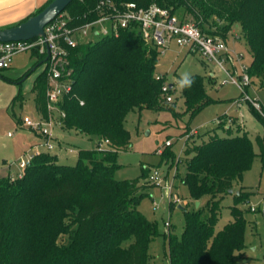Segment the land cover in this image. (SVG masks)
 <instances>
[{
    "label": "trees",
    "instance_id": "1",
    "mask_svg": "<svg viewBox=\"0 0 264 264\" xmlns=\"http://www.w3.org/2000/svg\"><path fill=\"white\" fill-rule=\"evenodd\" d=\"M103 1L107 0H74L64 11L70 17L69 26L78 29L99 19L108 12ZM110 1L118 8L128 2L145 8L156 4L183 21L200 22L205 33L226 41L232 28L240 26L253 57L247 74L264 78V0ZM64 48L73 89L60 103L65 112L61 125L68 131L98 136L109 148L80 149L74 166L43 153L21 177L0 179V264H148L150 244L160 235L157 222L139 209L144 189L152 184L150 173L144 167L137 178H115L118 153L131 144L126 117L131 111L147 109L167 110L176 117L189 114L193 119L214 102L207 93L206 77H188L190 86L181 82L184 110L178 114L175 102L164 105L175 93V84L155 74L160 49L145 43L137 27L120 28L117 36ZM32 53L38 57L35 68L14 82L20 83L46 63L45 55L37 50ZM0 78L6 79L2 74ZM47 88L46 67L32 88L36 110L45 117ZM250 110L264 126V118L251 105ZM229 120L220 117L215 129L186 139L187 172L182 182L194 202L206 203L203 208L184 210L180 236L171 230L163 234L169 264H237L245 257L248 221L239 204L252 193L241 182L258 154L246 134L229 135ZM218 130L226 135H219ZM255 142L264 159V133ZM168 148L161 152V162L174 163L176 158ZM235 185L241 186L238 193H234ZM228 194L234 198L233 220L216 232Z\"/></svg>",
    "mask_w": 264,
    "mask_h": 264
},
{
    "label": "rangeland",
    "instance_id": "2",
    "mask_svg": "<svg viewBox=\"0 0 264 264\" xmlns=\"http://www.w3.org/2000/svg\"><path fill=\"white\" fill-rule=\"evenodd\" d=\"M101 28L100 25L95 27V29ZM92 36L89 33L86 39H92L93 42L99 40L100 36L94 38ZM227 44L238 71H241L242 65L249 67L253 57L240 26L232 28L227 36ZM237 56H242L240 62ZM37 63L38 57L33 55L32 51L20 53L13 58L11 69L2 70L0 74L7 79L6 81H18L25 71L35 68ZM223 68L214 61L204 59L200 54H191L188 50L171 43L164 54H159L155 71L156 75H164L165 80L175 84L176 87L175 93L171 95L172 101H166L164 105L175 102L177 113L183 112L181 82L185 76L188 78L193 75L206 77L207 93L214 102L193 119H190L189 114L176 117L167 110L157 112L147 109L131 111L126 117L125 126L131 134V144L127 150L118 153L117 163L120 167L115 171V178L118 180L134 179L141 175L144 167L147 168L148 173L158 169L163 178L173 182L174 198L179 197L181 200L180 204L171 208L165 198V192L160 187L147 182L149 187L144 189L145 196L139 209L148 219L157 222L160 233L150 244L151 258L148 264H169L168 242L163 234L171 230L180 236L184 228V210L190 211L199 206L202 208L205 206L206 200L196 206L188 187L182 182L187 172V159L183 150L188 136L196 137L215 129L219 118L223 116L235 122L232 123L229 120L226 123V127L232 125L229 135L246 134L253 141L254 150L258 154L251 168L243 174L241 182L245 191H250L252 194L247 202L239 204V207L245 210L248 223L245 230V257L240 258L237 264H264V159L259 155L260 149L255 142L258 135H263L264 126L251 112L249 104L243 103L241 108L235 106L234 101L241 98V90L231 83L225 72L226 70L230 73L235 72L229 57H226ZM45 69L46 63L39 65L30 75L24 76L21 80H25L22 85L23 102L12 103L8 110L0 111V168L12 165L11 171L16 174V177L23 172L19 163L26 156V152H31V145L36 137L32 130L21 126L20 122L25 116L34 120L42 117L36 110L35 94L32 88L35 79ZM13 71L20 72L21 75L14 74ZM208 79L213 80L214 83H209ZM245 89L249 96L259 101L264 108V78L250 77V83ZM55 115L59 116V113L55 112ZM238 125H241L243 130L238 131ZM54 132L57 139L53 140V143L60 145L61 149L54 148L50 152L55 155L61 154L59 162L67 166L76 164L79 149L96 150L99 141H102L103 148H108L105 141L98 136H87L75 130L68 131L59 127L55 128ZM9 133L10 136H8ZM218 133L226 135L222 130H218ZM167 141L171 142L168 150L176 158L174 163L161 162L160 154L166 150ZM241 186L235 185L234 193H238ZM233 204V195H226L222 201L216 232L221 230L227 222L233 220L230 212ZM165 222H170L168 228Z\"/></svg>",
    "mask_w": 264,
    "mask_h": 264
},
{
    "label": "built area",
    "instance_id": "3",
    "mask_svg": "<svg viewBox=\"0 0 264 264\" xmlns=\"http://www.w3.org/2000/svg\"><path fill=\"white\" fill-rule=\"evenodd\" d=\"M101 5L106 7L108 12L78 29H72L69 26L70 17L63 12L45 27V34L42 37L26 41L0 42V71L9 69L13 58L20 53L37 50L40 55L47 57V116H42L38 120L25 116L22 120L23 125L41 135L42 140L21 159L19 167L23 171L31 165L36 157L43 153H50L54 149L53 128L56 124H62V120L65 118V112L61 109L60 103L73 89L71 70L65 68L66 63L63 60L66 53L64 47L93 42L92 39H86L89 33L93 35V38L100 36V40L106 36H117L120 28L135 26L143 41L149 45L157 46L160 49V54H164L169 45L174 43L191 54H200L204 59L214 61L221 68H223L226 57H229L235 72L230 73L227 70L225 72L231 83L241 90V98L234 101L235 106L240 107L243 103L250 104L264 118L263 106L259 101L251 98L245 89L250 83V77L247 74L248 67L242 65L241 71H238L227 41L221 36L208 35L202 30L200 22L183 21L178 16L172 15L168 9L156 4L145 8L135 2H128L122 8H118L110 0H107L103 1ZM97 25L102 28L95 29ZM241 57L237 56L238 62L241 61ZM160 76L157 77L160 78ZM167 88L168 85L164 86L163 90L166 91ZM171 100V97L167 98V101ZM55 112L59 113V116L55 115ZM170 145V141L165 143V146ZM22 173L19 177L22 176ZM149 180L165 192V198L170 205L181 203L180 198H174L172 194L173 182L163 178L158 169L150 173ZM165 226L168 228L170 222H165Z\"/></svg>",
    "mask_w": 264,
    "mask_h": 264
},
{
    "label": "crops",
    "instance_id": "4",
    "mask_svg": "<svg viewBox=\"0 0 264 264\" xmlns=\"http://www.w3.org/2000/svg\"><path fill=\"white\" fill-rule=\"evenodd\" d=\"M46 1H48V0H0V29L13 27V26L23 22L28 17L35 14L37 12V10L43 4H45ZM9 69H11V66ZM15 73L21 75L20 72H14V74ZM24 81L25 80L21 81L20 83H17V82H9L3 78H0V111H2L3 109L8 110L10 108V106L12 105V103L17 104L19 102H23L22 101L23 100L22 85H23ZM241 107L242 106L237 107V108H241ZM20 125L24 126L22 120L20 122ZM57 127L63 128L61 124H56L54 126V128H53L54 140L57 139L55 137L56 135L54 134L55 133L54 129ZM195 132H197V131H194L193 133H195ZM33 133L35 134L36 137H35V141L31 145V148L35 144H37L38 142H40L42 140L41 135H39L35 131H33ZM9 134H8V136H10ZM105 143L108 145V143L106 141H105ZM99 147H101V149H108L109 148V146H108V148H103L102 147V141H99L98 148ZM54 148H60L61 149V146L54 144ZM30 149L28 151H30ZM78 152H77V155H78ZM27 153L28 152H26L25 154H27ZM50 153H52V152H50ZM59 155L61 156V154H58L57 157L60 160L61 157H59ZM10 162H12V161H10ZM11 167H12V165H8V166L0 168V179L7 177V176L16 178V174H14L11 171ZM19 176H17V177H19Z\"/></svg>",
    "mask_w": 264,
    "mask_h": 264
},
{
    "label": "water",
    "instance_id": "5",
    "mask_svg": "<svg viewBox=\"0 0 264 264\" xmlns=\"http://www.w3.org/2000/svg\"><path fill=\"white\" fill-rule=\"evenodd\" d=\"M73 1L52 0L42 11L28 17L23 22L13 27L1 28L0 42L26 41L44 36L45 27L62 14ZM199 205L200 202L197 201L196 206Z\"/></svg>",
    "mask_w": 264,
    "mask_h": 264
},
{
    "label": "clouds",
    "instance_id": "6",
    "mask_svg": "<svg viewBox=\"0 0 264 264\" xmlns=\"http://www.w3.org/2000/svg\"><path fill=\"white\" fill-rule=\"evenodd\" d=\"M191 81L185 76L182 80V84L189 85L190 86Z\"/></svg>",
    "mask_w": 264,
    "mask_h": 264
}]
</instances>
